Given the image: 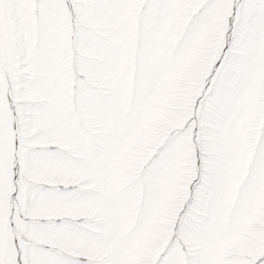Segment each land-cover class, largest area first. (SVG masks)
<instances>
[{
	"label": "snow or ice",
	"instance_id": "1",
	"mask_svg": "<svg viewBox=\"0 0 264 264\" xmlns=\"http://www.w3.org/2000/svg\"><path fill=\"white\" fill-rule=\"evenodd\" d=\"M0 264H264V0H0Z\"/></svg>",
	"mask_w": 264,
	"mask_h": 264
}]
</instances>
